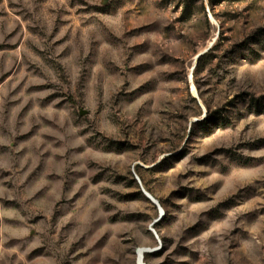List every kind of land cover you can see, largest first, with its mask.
I'll return each instance as SVG.
<instances>
[{
  "label": "rangeland",
  "instance_id": "rangeland-1",
  "mask_svg": "<svg viewBox=\"0 0 264 264\" xmlns=\"http://www.w3.org/2000/svg\"><path fill=\"white\" fill-rule=\"evenodd\" d=\"M0 264H264V0H0Z\"/></svg>",
  "mask_w": 264,
  "mask_h": 264
},
{
  "label": "water",
  "instance_id": "water-1",
  "mask_svg": "<svg viewBox=\"0 0 264 264\" xmlns=\"http://www.w3.org/2000/svg\"><path fill=\"white\" fill-rule=\"evenodd\" d=\"M135 179L139 185L141 192L145 195V197L148 200H150L153 204H155L157 207H159L158 201L156 199H154L153 196L148 192V190L142 185L140 179L137 176H135ZM137 253H138V251H137ZM141 260H143V256H141Z\"/></svg>",
  "mask_w": 264,
  "mask_h": 264
},
{
  "label": "bare ground",
  "instance_id": "bare-ground-1",
  "mask_svg": "<svg viewBox=\"0 0 264 264\" xmlns=\"http://www.w3.org/2000/svg\"><path fill=\"white\" fill-rule=\"evenodd\" d=\"M139 262L141 263V252L139 253Z\"/></svg>",
  "mask_w": 264,
  "mask_h": 264
},
{
  "label": "trees",
  "instance_id": "trees-1",
  "mask_svg": "<svg viewBox=\"0 0 264 264\" xmlns=\"http://www.w3.org/2000/svg\"><path fill=\"white\" fill-rule=\"evenodd\" d=\"M200 59H201V57L199 58V60H200ZM207 118H208V117H206V119H205L204 121H206V120H207Z\"/></svg>",
  "mask_w": 264,
  "mask_h": 264
}]
</instances>
